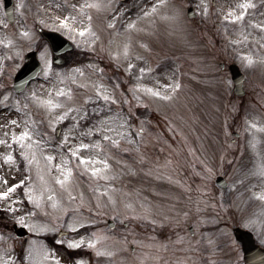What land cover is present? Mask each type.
<instances>
[{
  "label": "rangeland",
  "instance_id": "1",
  "mask_svg": "<svg viewBox=\"0 0 264 264\" xmlns=\"http://www.w3.org/2000/svg\"><path fill=\"white\" fill-rule=\"evenodd\" d=\"M154 1L129 12L117 0L114 17H93L81 35L89 22L70 19L69 30L37 16L56 0H21L14 22L0 0V191L25 182V194L0 197L13 211L0 226V264H240L231 226L250 202L234 196L264 194V0H163L152 11ZM246 3L255 7L241 20L226 19ZM43 28L61 32L84 62L70 52L54 68ZM35 49L43 70L17 93L14 76ZM233 63L245 95L233 89ZM254 201L247 219L264 232V203Z\"/></svg>",
  "mask_w": 264,
  "mask_h": 264
},
{
  "label": "flooded vegetation",
  "instance_id": "2",
  "mask_svg": "<svg viewBox=\"0 0 264 264\" xmlns=\"http://www.w3.org/2000/svg\"><path fill=\"white\" fill-rule=\"evenodd\" d=\"M14 1V8H15V12L17 14H19V12H21L19 10L20 8V2L21 0H13ZM58 2H56L57 4H60L59 8H55L53 5L51 6L49 4V6H47L46 4L44 6L41 7V9L39 10L37 8V16L43 20H45L46 22H53V21H61L62 19H64L66 16L68 17L69 15L74 17V20L78 21V22H89L87 17H91V21L93 20V17H105L106 15H110V17H114V14L116 12H118L115 4L117 2V0H103L104 4L101 7V9H97V8H84L83 6L85 4H90L92 3L91 0H76V2H79L77 5L80 6V9L73 5L67 4V2L65 0H56ZM122 2H124V9L123 11H125V8H128L129 12L135 11L137 9H141V7L143 6V2L144 0H134V3H131V0H122ZM161 3H158V0H155L153 2V5H151L150 7L153 8V6H155L156 8L158 6H160ZM69 6H71L69 8ZM126 6V7H125ZM65 11L69 12L68 15H65ZM99 12V13H98ZM108 12V14L106 13ZM70 13H74V14H70ZM83 16H82V15ZM108 15V16H109ZM121 15V13H120ZM135 17H137L138 15H134ZM145 16V13L140 14L138 17L139 18H143ZM119 17V16H118ZM239 137V136H238ZM245 194H235L234 198H238L240 199L239 203H242L244 200L248 199V201L250 202V206L248 207H244L243 211L238 210L239 213V218L238 221H236V223L232 224L231 228L232 231L234 233V229L236 228H242L245 230H249L252 232L253 237L256 241V243L259 245V247L264 251V232L260 231L261 230V226H256L255 225V219L254 220H250L247 219V217L250 216V213H248V211H250L253 206L255 205V199L257 201L261 200L262 203H264V198H261V196L258 194V197H255V194H248V197L244 196ZM254 196V197H253ZM228 197V196H227ZM226 197V199H227ZM264 209V208H261ZM247 211V212H246ZM11 214H13V211H11ZM3 224V207L0 206V225ZM258 231H256V229ZM235 235V233H234ZM240 249H241V257L240 260L238 261V263L240 264H254L252 262H257L255 264H264V252L263 254H260L256 251H252L249 254V258L246 256L245 250H244V245L243 242L241 240H237ZM233 264V263H231Z\"/></svg>",
  "mask_w": 264,
  "mask_h": 264
},
{
  "label": "water",
  "instance_id": "3",
  "mask_svg": "<svg viewBox=\"0 0 264 264\" xmlns=\"http://www.w3.org/2000/svg\"><path fill=\"white\" fill-rule=\"evenodd\" d=\"M12 0H6V10L9 14L10 17L13 16V11H12ZM189 16L193 17L195 16L194 9L190 8L189 9ZM47 33V32H46ZM45 33V34H46ZM46 36L49 38L51 42H53V49L55 52V59L58 63L62 64L63 60L61 58L62 53H65L67 50H70L73 48V45L71 44L70 41L65 39L64 37H61L58 34L55 33H47ZM27 58L30 60L27 62L18 72L15 78V89L19 92L23 91L29 81L36 77V75L39 73L41 70V65L39 60L36 58V52H29L27 54ZM36 58V59H35ZM231 72H232V78L235 83V92L238 94L242 95L245 93V89L243 87V81H244V74L240 70L239 66L236 63H233L229 66ZM218 182L226 186L227 182L222 177L218 178ZM110 226L113 228L115 226V222L113 220H109ZM24 228H20V235H23ZM236 236L239 240L243 242L244 245V250L246 253V256L249 258V254L252 251H256L260 254H263V250L260 249L256 243L254 238L252 237V234L249 231L242 230L240 228H237L235 230Z\"/></svg>",
  "mask_w": 264,
  "mask_h": 264
},
{
  "label": "snow or ice",
  "instance_id": "4",
  "mask_svg": "<svg viewBox=\"0 0 264 264\" xmlns=\"http://www.w3.org/2000/svg\"><path fill=\"white\" fill-rule=\"evenodd\" d=\"M162 2H163V0H158V3H162ZM102 6H103V5H102V3L100 2V0H93L92 3H90V4H85L83 7H84V8H97V9H99V8H101ZM241 7H242L243 9H245V10H244V11H241L239 15L230 14L228 17H226V19H228V20H241V19L247 14V12H246L247 8H248V7H255V5H252V4H249V3H246V4L242 5ZM155 10H156V7L153 6L152 11H155ZM117 15H119V13H118ZM145 15H147V13H145ZM70 19H74V17H71V16L69 15L68 17H65L64 19H62V20L60 21V23H61L65 28H68L69 30H71V25H70V23H69V20H70ZM87 19H88V21H89L88 26H87V27H83V28L75 29V31H76L77 33L83 35V34H85V33H89V32H91V29H92V25H91V17L89 16V17H87ZM113 27H114V25H113ZM129 27L132 28V27H135V25H134V24H130ZM260 27H261V28H264V25H260ZM93 35H94V33H93ZM74 38H75V37H74ZM42 55H43V54H42ZM132 67H133V65H129V68H130V69H131ZM75 71L79 72V69H76ZM141 71L143 72L144 70H141ZM101 87H103V86H101ZM176 87H179V85H176ZM98 91H99V90H98ZM61 95H62V93H61ZM100 95H103V93H100ZM155 95L160 96L161 93H160L159 91H155ZM33 96H35L34 93H33ZM104 99H105V100H112L113 97H111V96H104ZM42 103L45 104L46 106L52 108V109H55V108L60 107V105H59L58 103H56L55 101H53V100H51V99L46 100V101H42ZM69 111H71V109H69ZM66 118H67V116H61V117H60V119H66ZM13 123H15V122H13ZM96 131H100V129H96ZM31 135H32V133H30L29 131H25V132L21 133L19 137H13V139H18L19 141L23 142L25 138L30 137ZM65 140H67V137H65ZM0 143H5V142H4V141H0ZM97 146H98V145H97ZM89 147H92V146H91V145H87V144H83V143H81V144L79 145V148H89ZM23 155H24V156H27L28 153H23ZM76 155H77V157H78L79 159L83 160L86 164H87V162H89V161L92 159L91 157H80L78 151L76 152ZM8 159H12V157L9 156ZM49 159H51V157H49ZM102 163L104 164V168H105V169H107V168L109 167L107 160H104ZM71 171H72L71 169H68V170H67V173H66V176H70V175H71ZM91 171H92L93 173H96L97 175H99V174H101L102 169H99V168L93 167V168H91ZM60 182H61V183H64L63 180L60 181ZM22 184H24V181H20L19 183H13V184L11 185V187H10L7 191H0V197L8 198V197H9V194H10L11 192L15 191V190H16L18 187H20ZM28 191H32V189H28ZM261 195H262V198H264V194H261ZM28 199L31 200L32 197L29 196ZM21 223H22V221H21ZM80 226L83 227L84 225H80ZM89 243L91 244V242H89ZM107 254H108V255H111V253H107Z\"/></svg>",
  "mask_w": 264,
  "mask_h": 264
},
{
  "label": "trees",
  "instance_id": "5",
  "mask_svg": "<svg viewBox=\"0 0 264 264\" xmlns=\"http://www.w3.org/2000/svg\"><path fill=\"white\" fill-rule=\"evenodd\" d=\"M71 254V253H70Z\"/></svg>",
  "mask_w": 264,
  "mask_h": 264
}]
</instances>
